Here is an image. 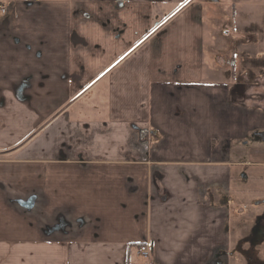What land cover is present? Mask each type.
Returning <instances> with one entry per match:
<instances>
[{"label":"crops","instance_id":"1","mask_svg":"<svg viewBox=\"0 0 264 264\" xmlns=\"http://www.w3.org/2000/svg\"><path fill=\"white\" fill-rule=\"evenodd\" d=\"M0 2V264L264 250V0Z\"/></svg>","mask_w":264,"mask_h":264},{"label":"rangeland","instance_id":"2","mask_svg":"<svg viewBox=\"0 0 264 264\" xmlns=\"http://www.w3.org/2000/svg\"><path fill=\"white\" fill-rule=\"evenodd\" d=\"M226 38H227L226 40H228V41H226V40L222 41V47H225L226 50H230V48H233L237 42L236 41L230 42L229 38L228 37H226ZM245 180H241V181L237 180L236 181L235 178H233V180L231 182L232 192L230 194L233 196H236L238 201L241 200L239 203L244 205L247 202H249L250 205H252L251 202L254 199L259 198L260 196L264 195V194H262V193H264V189L262 190V193L257 192L256 191V189H257L256 188V186H257L256 180H253L251 178L247 179L246 181ZM261 188H264V183H263ZM241 204H239V205H241ZM232 233H233V230H232ZM251 238H253V237L251 236ZM243 242L244 241H242L240 245L243 247L247 246L248 251H249V249H251V245L246 241H245L246 244L243 245ZM257 242H259V241H257ZM254 249H256V248L253 246V250ZM260 250L261 249L259 247V249H258L259 255H257V256L254 255L255 253H250V251L247 252V255L241 254L240 252L237 251L236 254L234 255V259L236 260V264H264V250H261V251ZM232 264H235V263H232Z\"/></svg>","mask_w":264,"mask_h":264},{"label":"built area","instance_id":"3","mask_svg":"<svg viewBox=\"0 0 264 264\" xmlns=\"http://www.w3.org/2000/svg\"><path fill=\"white\" fill-rule=\"evenodd\" d=\"M8 13V7L0 2V16H4ZM139 254L144 258H149L151 256L150 248L147 244L142 245L139 248Z\"/></svg>","mask_w":264,"mask_h":264}]
</instances>
